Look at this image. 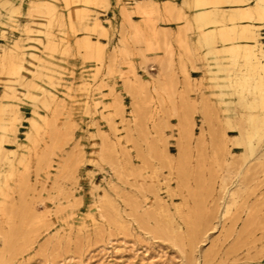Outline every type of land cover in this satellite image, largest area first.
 I'll list each match as a JSON object with an SVG mask.
<instances>
[{"label": "rangeland", "instance_id": "374dc122", "mask_svg": "<svg viewBox=\"0 0 264 264\" xmlns=\"http://www.w3.org/2000/svg\"><path fill=\"white\" fill-rule=\"evenodd\" d=\"M191 1L0 0V264H264V0Z\"/></svg>", "mask_w": 264, "mask_h": 264}, {"label": "bare ground", "instance_id": "6f19581e", "mask_svg": "<svg viewBox=\"0 0 264 264\" xmlns=\"http://www.w3.org/2000/svg\"><path fill=\"white\" fill-rule=\"evenodd\" d=\"M191 2H192V4L194 6H199V7L202 8L201 9L202 11L198 12L197 15L200 16L202 18V20H203L202 27L204 26L203 30L205 32L199 37V41L201 43L206 44V45L209 46L206 54H209V55L216 54L217 50H216L215 45H213V35H212V33L217 31L221 41L227 40V38L224 35L226 15H227L228 12H230L228 14H230V15H232V16H234L236 18V16L240 13V8H234V9H231V10L228 11L224 7L218 6V4L212 3L209 0H192ZM28 5H29L30 9L34 10V11H38L39 12L42 9V8L39 9L34 1H29ZM49 6L50 5H45V7L43 8V9H45L47 14L49 13V10H48ZM252 7H254L258 11L259 19L264 18V3H262L260 5V3L258 1H255ZM232 20H233V17H232ZM236 27L237 26H232L233 29H235ZM238 27H240L241 33H243L245 35H248L249 38H252L253 32H252L250 23L246 22L245 24L240 25ZM37 32H39V31H37ZM47 35L52 36L49 33ZM48 41L50 43H56L58 46H61V47H67L68 46L67 43L64 40H62V39H58V41L55 42L53 40V38H52V40H51V38H49ZM229 47H230L229 48L230 50L234 49V47L232 45H230ZM225 48H228V47H225L223 45L222 49H225ZM238 48L240 50H242V52H243V65L245 66V71L242 72V70L239 69V71H237L236 77H237L238 84L243 86V85H246L249 82L250 76H253V75L257 74L256 66L259 63V60L257 59V53L258 52L256 51V53H255L254 49L250 48L248 46V44H239ZM28 55L35 59V61H36L38 66H39V64L42 66L43 63L45 62V61H41L39 59V56H36L33 52H28ZM37 65L35 64V67H37ZM35 67L31 71V75L36 74L35 72H37V70H35L36 69ZM46 68L45 69L47 71H49V72L53 71L51 68H48V67H46ZM250 69H252V70H250ZM37 74H38V72H37ZM227 75H229V74H227ZM257 75H258V80H257V82L254 81L255 82L254 83L255 88H257L259 83H261L264 86V78H262L260 74H257ZM44 76L46 77V80H49L52 83V80H50L51 76H52L51 74L48 73V74H46ZM18 78L21 79L22 81H24V80L26 81L25 76L24 75L21 76L20 73H19V77ZM51 83H49V84H51ZM51 86L49 85V87H51ZM9 89H10V90H8L9 94H13L14 90H13V86L12 85L10 86ZM41 89H42L41 87H38V89H36V92L37 93H43L45 96H52L53 95V93H52V91L50 89H46V91L41 90ZM240 93L242 94V90L240 91ZM259 100H260V106H262L264 104V95L263 94L260 96ZM17 114H18L17 109L12 110V113L10 114V116L6 120H4V122L7 123L8 119H15L17 117ZM263 119H264V115L262 116L261 120H259V121L263 123ZM256 132L257 131H256V128H255V131L253 132V135H256ZM14 133L15 132H13V138L15 137ZM28 139H29V137H28ZM0 156H4V152H3V149H2L1 146H0ZM193 226H194L193 223L190 222V224H189L190 232H191V229H192Z\"/></svg>", "mask_w": 264, "mask_h": 264}, {"label": "crops", "instance_id": "0c3cea01", "mask_svg": "<svg viewBox=\"0 0 264 264\" xmlns=\"http://www.w3.org/2000/svg\"><path fill=\"white\" fill-rule=\"evenodd\" d=\"M111 1V6L113 7V5H114V2H115V0H110ZM142 2L144 1V2H148V1H153V0H141ZM116 10V9H115ZM117 12H118V10H116ZM159 28H163V29H168L169 27H159ZM142 75H144V73H142ZM141 75V76H142ZM104 92L106 93V90H104ZM104 93V94H105Z\"/></svg>", "mask_w": 264, "mask_h": 264}]
</instances>
